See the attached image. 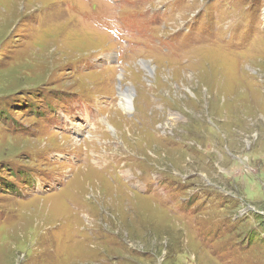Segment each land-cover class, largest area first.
Masks as SVG:
<instances>
[{
    "label": "rangeland",
    "instance_id": "374dc122",
    "mask_svg": "<svg viewBox=\"0 0 264 264\" xmlns=\"http://www.w3.org/2000/svg\"><path fill=\"white\" fill-rule=\"evenodd\" d=\"M0 264H264V0H0Z\"/></svg>",
    "mask_w": 264,
    "mask_h": 264
},
{
    "label": "bare ground",
    "instance_id": "6f19581e",
    "mask_svg": "<svg viewBox=\"0 0 264 264\" xmlns=\"http://www.w3.org/2000/svg\"><path fill=\"white\" fill-rule=\"evenodd\" d=\"M149 68V67H148ZM151 68H149V70H150ZM127 92V91H126ZM127 99V98H126ZM127 103V102H126ZM130 103V102H129ZM129 103H127V104H129ZM127 108V107H126Z\"/></svg>",
    "mask_w": 264,
    "mask_h": 264
}]
</instances>
